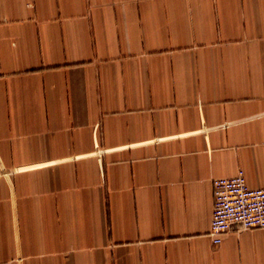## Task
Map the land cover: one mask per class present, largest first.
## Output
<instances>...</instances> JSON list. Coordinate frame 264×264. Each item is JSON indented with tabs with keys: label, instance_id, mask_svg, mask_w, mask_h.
Listing matches in <instances>:
<instances>
[{
	"label": "crops",
	"instance_id": "0c3cea01",
	"mask_svg": "<svg viewBox=\"0 0 264 264\" xmlns=\"http://www.w3.org/2000/svg\"><path fill=\"white\" fill-rule=\"evenodd\" d=\"M239 169L264 0H0V264H264V228L210 236Z\"/></svg>",
	"mask_w": 264,
	"mask_h": 264
},
{
	"label": "built area",
	"instance_id": "2783aa9c",
	"mask_svg": "<svg viewBox=\"0 0 264 264\" xmlns=\"http://www.w3.org/2000/svg\"><path fill=\"white\" fill-rule=\"evenodd\" d=\"M213 197L210 236L214 243L229 231L264 228V187H250L243 169L213 179Z\"/></svg>",
	"mask_w": 264,
	"mask_h": 264
}]
</instances>
